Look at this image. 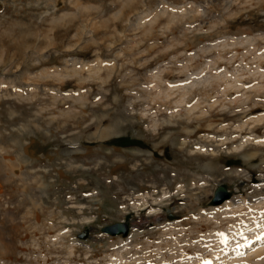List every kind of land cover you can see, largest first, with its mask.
<instances>
[{"label":"rangeland","instance_id":"obj_1","mask_svg":"<svg viewBox=\"0 0 264 264\" xmlns=\"http://www.w3.org/2000/svg\"><path fill=\"white\" fill-rule=\"evenodd\" d=\"M259 244L264 0H0V264Z\"/></svg>","mask_w":264,"mask_h":264},{"label":"bare ground","instance_id":"obj_2","mask_svg":"<svg viewBox=\"0 0 264 264\" xmlns=\"http://www.w3.org/2000/svg\"><path fill=\"white\" fill-rule=\"evenodd\" d=\"M192 83V82H191ZM196 84V81H193V85H195ZM193 85H191V86H186L185 88H182L184 91H182V92H185V93H183L184 95H188L187 93L189 92V94H190V92L193 90L192 88H193ZM183 87V86H182ZM191 87V88H190ZM179 90L181 91V89L179 88ZM167 91V90H166ZM178 91V90H177ZM180 91H178L179 92V94H180ZM166 94H168V93H166ZM183 94H182V96H183ZM181 96V97H182ZM180 97V98H181ZM185 98H186V96H184V100H185ZM182 99H183V97H182ZM184 100H183V102H184ZM179 103H181L182 102V100H180V101H178ZM194 106V105H193ZM199 105L198 104H196L195 106H194V108L195 109H197V107H198ZM191 108V107H190ZM194 108H192L191 110H190V112L191 111H194ZM155 127V126H154ZM227 204V205H226ZM225 204V207L227 208V207H230V206H233L232 205V203L231 202H227ZM216 212H217V210H216ZM218 235V234H217ZM228 236V234L227 233H223V235H220L219 236V238H220V240H219V243H220V245H223V244H227L228 245V243L230 242L229 240H228V238H226ZM260 245L261 244H259V245H257V250L254 252V254H252L253 256L251 257V258H248V254H244V253H242V254H238L236 251H233V253L231 254V256L229 257V255H227L228 256V259H224L223 261L224 262H226L225 264H264V251H258V248H260ZM263 246V245H262ZM260 250V249H259ZM250 253V252H249ZM251 253H253V252H251ZM4 261H6V260H4Z\"/></svg>","mask_w":264,"mask_h":264},{"label":"water","instance_id":"obj_3","mask_svg":"<svg viewBox=\"0 0 264 264\" xmlns=\"http://www.w3.org/2000/svg\"><path fill=\"white\" fill-rule=\"evenodd\" d=\"M231 196L230 190L225 185H220L215 193V197L213 199L214 203H220L224 201L225 199L229 198ZM125 223L124 222H118L115 225L111 226V231L116 233L125 230Z\"/></svg>","mask_w":264,"mask_h":264},{"label":"snow or ice","instance_id":"obj_4","mask_svg":"<svg viewBox=\"0 0 264 264\" xmlns=\"http://www.w3.org/2000/svg\"><path fill=\"white\" fill-rule=\"evenodd\" d=\"M223 235V234H221ZM204 264H210V261H204Z\"/></svg>","mask_w":264,"mask_h":264}]
</instances>
